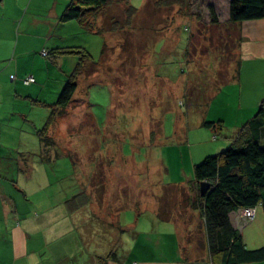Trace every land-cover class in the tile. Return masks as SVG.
<instances>
[{"label":"rangeland","instance_id":"1","mask_svg":"<svg viewBox=\"0 0 264 264\" xmlns=\"http://www.w3.org/2000/svg\"><path fill=\"white\" fill-rule=\"evenodd\" d=\"M191 2L193 16L186 17V9L179 10V5L131 0L139 12L127 32L101 34L86 30L77 20L64 23L60 32L68 35V44L92 55L89 68L95 70L80 78L68 112L51 132L56 145L42 146L47 154L68 155L57 157L54 166L45 163L38 170L44 169L46 182L78 193L90 192L95 201L108 188L109 202H118L119 196L124 204L156 200L163 207L175 206L174 231L182 235L184 255L191 256L193 245L197 260L209 245L206 223L193 205L198 195L195 166L224 150L220 149L224 136L203 124L223 117L234 124L241 116L240 101L245 103L256 90L246 81L242 84L233 79L237 56L240 67L244 56L238 44V28L210 24L205 0ZM127 4V0L114 1L105 10L107 16L104 13L99 18V24L105 18L108 27L115 18L123 22ZM42 51L35 69L42 72L47 64L49 79L45 88L36 91L41 96L34 98H43L50 105L58 99L60 89L58 86L55 91V85L63 75L54 54L45 56ZM79 58V54L72 56L73 60ZM259 67L264 79V65ZM27 76L20 75L17 81L23 82ZM37 83L17 89L28 92ZM3 86L0 152L11 158L7 164L16 166L20 151L27 147L40 153L38 129L44 125L40 121L36 125L19 121L11 110L27 108L26 101H13L8 96L15 89L9 84ZM32 106L36 105H29L27 111L30 119H35L38 112L40 118L47 108L38 105L37 112L32 113ZM122 157L124 162L120 161ZM66 175L70 176L64 180ZM138 178L142 186L139 189L137 185L135 193ZM39 183L31 181L30 186ZM21 184L26 186L25 181ZM164 213L158 218L167 216V211ZM135 217L129 210L127 219ZM146 238L140 237V245ZM128 253L131 259L138 254Z\"/></svg>","mask_w":264,"mask_h":264},{"label":"crops","instance_id":"2","mask_svg":"<svg viewBox=\"0 0 264 264\" xmlns=\"http://www.w3.org/2000/svg\"><path fill=\"white\" fill-rule=\"evenodd\" d=\"M69 1L0 2V88L9 84L15 90L10 92L8 97L17 103L19 100L26 101L27 108L14 107L11 110L12 114L19 116L21 122L26 120L27 124L33 122L36 125L35 123L40 121L39 123L45 126L51 113V106L48 107L45 99L34 98L41 96V93L36 91L45 88L48 83L47 64L43 65L42 72L35 69V65L41 49L46 48L51 53L53 48L71 46L68 44V35L60 32L65 26L64 23L73 21L61 20ZM205 2V15L209 16V6L212 5L220 23L229 22L231 0ZM233 26H236L241 34L239 47L244 55L238 80L242 84L246 81L253 85L256 93L250 95L245 103L244 100L240 101L241 116L235 119L234 124H229L226 117L219 118L223 121L221 134L224 136L220 141V149H226L233 144L245 123L257 114L264 100V79L260 77L262 71L260 72L259 67L264 65V18L245 20ZM73 55H55L63 75L61 82L55 85V91L58 86V90H62L68 76L76 67L78 60H73ZM238 57L240 59V55ZM29 72L35 73L34 83H40L31 86L28 92L18 90V87H29L32 84H27L24 80L17 81L20 75L24 77ZM60 90L57 91L59 94ZM58 95L55 94V97ZM33 101L36 104H33ZM31 104L47 107L40 118L39 112L35 119L29 118L27 111L30 110L28 106ZM36 106H32V113L37 110ZM67 112L68 109L63 114L56 115L49 129L50 136L60 123L62 115ZM1 138L0 132V141ZM260 143L264 146V131ZM52 145H56L54 139ZM42 146L45 147L43 140L40 153L36 148L30 147L20 151L16 166L7 164L11 158L0 152V264H213L209 246L202 250L203 253L197 260L194 259L197 253L193 245L190 249L191 256L184 255L182 235L179 231L176 234L173 227L176 218L175 206L163 207L156 200L124 204L119 196L118 202H109L108 188H105L101 198L95 201L90 192L83 190L78 193L68 187L46 182L44 169L41 173L38 168H43L45 163L54 166L57 157L68 154H47ZM125 160V157L120 159L122 162ZM68 176L66 175L64 180ZM21 181H25L26 186H22ZM31 181L40 183L30 186ZM135 183L136 193L137 185L140 189L142 181L138 178ZM129 210L136 216L134 219H127ZM163 211H167V216L158 218L163 216ZM63 214L65 217H62ZM230 217L234 226L241 231L249 249L264 247L262 205L257 207L253 220L243 217L241 210L232 212ZM142 235H147L143 246L140 245ZM134 251L138 253L137 256L129 258L128 252ZM241 264H264V259Z\"/></svg>","mask_w":264,"mask_h":264},{"label":"trees","instance_id":"3","mask_svg":"<svg viewBox=\"0 0 264 264\" xmlns=\"http://www.w3.org/2000/svg\"><path fill=\"white\" fill-rule=\"evenodd\" d=\"M120 0H70L61 15L64 22L77 20L86 30L101 34L127 32L132 27L135 15L139 8L127 0L125 9L126 18L123 22L115 18L108 27L105 21L99 24V18L107 14V7ZM192 0H158L165 6L179 5L186 9V17H192ZM212 25H220L219 17L214 6H209ZM107 16V15H106ZM105 16V17H106ZM264 18V0H231L230 20L227 24H238L245 20ZM95 19V20H94ZM104 20V19H103ZM241 43L239 32L238 44ZM237 44V45H238ZM107 46V45H106ZM108 46L104 47L103 54ZM51 53L79 54V61L68 76L58 99L51 106V113L47 123L38 130L45 146L53 144L49 129L56 115L64 113L69 107L80 82V78L93 68L89 65L93 61L92 55L81 49L80 46L56 47ZM49 51V54H51ZM235 75L240 77V59L237 56ZM226 82V81H225ZM223 83V82H222ZM221 83L218 87H221ZM217 87V88H218ZM204 126L209 127L217 135L223 131V121H205ZM264 131V100L259 106L257 114L248 120L231 146L222 152L207 156L195 166V178L198 195L193 205L199 210L206 223L208 245L213 264H241L244 262L264 259V247L249 249L241 234L231 220L230 214L244 207H264V146L261 145V136ZM209 183L205 193H201V183Z\"/></svg>","mask_w":264,"mask_h":264},{"label":"built area","instance_id":"4","mask_svg":"<svg viewBox=\"0 0 264 264\" xmlns=\"http://www.w3.org/2000/svg\"><path fill=\"white\" fill-rule=\"evenodd\" d=\"M42 53L47 56L49 55V50L44 48ZM24 82L27 84L36 82V78L33 74H30L24 79ZM241 213L246 219L253 220L257 214V207H244L241 209Z\"/></svg>","mask_w":264,"mask_h":264},{"label":"water","instance_id":"5","mask_svg":"<svg viewBox=\"0 0 264 264\" xmlns=\"http://www.w3.org/2000/svg\"><path fill=\"white\" fill-rule=\"evenodd\" d=\"M2 0H0V2H1ZM209 187V183H207V182H202L201 183V193L202 194H204L205 193V191H206V189Z\"/></svg>","mask_w":264,"mask_h":264}]
</instances>
